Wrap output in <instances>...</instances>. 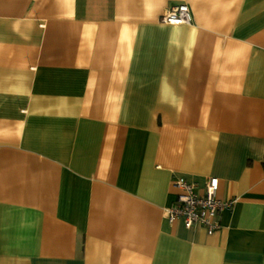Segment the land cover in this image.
Returning a JSON list of instances; mask_svg holds the SVG:
<instances>
[{
    "label": "crops",
    "instance_id": "obj_1",
    "mask_svg": "<svg viewBox=\"0 0 264 264\" xmlns=\"http://www.w3.org/2000/svg\"><path fill=\"white\" fill-rule=\"evenodd\" d=\"M262 162L264 0H0V264H264Z\"/></svg>",
    "mask_w": 264,
    "mask_h": 264
},
{
    "label": "built area",
    "instance_id": "obj_2",
    "mask_svg": "<svg viewBox=\"0 0 264 264\" xmlns=\"http://www.w3.org/2000/svg\"><path fill=\"white\" fill-rule=\"evenodd\" d=\"M160 21L173 25L191 23L189 6L186 3L169 6L160 16ZM172 187L176 191L175 200L164 207L165 219L172 223L181 218L186 228L199 224L207 234L219 228L218 213L231 210L236 202V198L221 200L217 197L218 178L215 176L206 179L202 191L180 176L173 178Z\"/></svg>",
    "mask_w": 264,
    "mask_h": 264
},
{
    "label": "trees",
    "instance_id": "obj_3",
    "mask_svg": "<svg viewBox=\"0 0 264 264\" xmlns=\"http://www.w3.org/2000/svg\"><path fill=\"white\" fill-rule=\"evenodd\" d=\"M262 165H264V162H262Z\"/></svg>",
    "mask_w": 264,
    "mask_h": 264
}]
</instances>
